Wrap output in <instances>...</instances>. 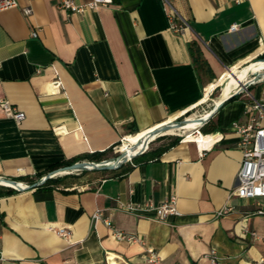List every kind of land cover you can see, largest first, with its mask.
I'll list each match as a JSON object with an SVG mask.
<instances>
[{
	"label": "crops",
	"instance_id": "0c3cea01",
	"mask_svg": "<svg viewBox=\"0 0 264 264\" xmlns=\"http://www.w3.org/2000/svg\"><path fill=\"white\" fill-rule=\"evenodd\" d=\"M171 1L189 24L183 33L170 28L161 0H112L82 13L18 0L0 11V103L26 114L19 125L0 105V179L24 187L8 193L0 184V264H153L147 248L161 264H211V252L224 264L264 258V198L229 199L243 159L232 124L247 121L251 98L264 100V81L212 117L218 130L204 134L206 145L186 139L153 160L28 189L63 162L110 159L122 140L119 152L176 121L264 50V0ZM172 195L179 215L164 221L127 210ZM97 209L111 225L93 222Z\"/></svg>",
	"mask_w": 264,
	"mask_h": 264
},
{
	"label": "built area",
	"instance_id": "2783aa9c",
	"mask_svg": "<svg viewBox=\"0 0 264 264\" xmlns=\"http://www.w3.org/2000/svg\"><path fill=\"white\" fill-rule=\"evenodd\" d=\"M161 1L170 22V28L177 33H183L188 30V22L183 18L172 1ZM57 3L61 8L69 10L72 13H82L86 8L94 9L101 5L111 4L112 0H91L87 5L78 4L76 0H57ZM18 6V0H0V11ZM23 12L25 15H30L32 13V8L30 6L26 7L23 9ZM237 29L238 25L236 24L231 27L233 31ZM33 36H37V33L34 32ZM263 55L264 50L259 53L257 57ZM248 88L249 87L243 90L247 93ZM0 105L5 114L13 118L19 125L25 120V112L13 106L8 100H2ZM245 114L248 116L246 122L236 121L232 124V129L240 138L239 148L241 149L243 159L238 173V186L232 191L229 199L237 197L239 199L257 200L264 198V100L251 98L245 104ZM147 150L148 148L145 152ZM115 152H119L118 147L115 148ZM18 172H20V169ZM176 204L177 197L172 195L159 206H155L152 202H146L138 207L127 206V210L135 213L141 211H154L156 213V219L164 221L170 215H179ZM228 210H231L230 205H227L222 211H219L218 215L221 216ZM259 212L262 213L263 211ZM104 215L105 210L97 209L92 216L93 222L103 221L107 225H111L110 218ZM50 230L61 237H68L71 235V231L66 228L50 227ZM116 235L119 239L131 243L141 241L137 235L128 234L123 231H117ZM252 235L258 236L256 232H252ZM205 258L211 264H224L215 252L209 253ZM147 261L153 264H161V258L152 248H147ZM263 262L264 258H261L259 261H248L243 264H260Z\"/></svg>",
	"mask_w": 264,
	"mask_h": 264
},
{
	"label": "bare ground",
	"instance_id": "6f19581e",
	"mask_svg": "<svg viewBox=\"0 0 264 264\" xmlns=\"http://www.w3.org/2000/svg\"><path fill=\"white\" fill-rule=\"evenodd\" d=\"M251 75H255L256 78L249 79ZM264 77V61L257 60L248 63L241 69L237 71H231L230 75L226 79V81L222 84V91L220 94V97L216 101V105H218L221 101H223L226 98L231 97L235 93H239L242 91V86L244 88V85L248 83L249 81L253 82L257 78H262ZM212 111V110H211ZM211 111L203 114L201 117L194 118L190 117L187 119V122L181 126V127H170L165 131H161L158 134L151 135L153 131H156L155 129L150 132L149 134L139 137L135 142L131 143L127 148H125L122 152L128 153L129 157L144 151L149 142L154 141L158 136L160 135H167L171 134L175 131H181L184 134V139L183 140H190V139H197L202 145H206L210 137L205 136L201 131H199L200 127V118L208 117L212 113ZM176 121H171L161 127H164L166 125H171L175 123ZM161 127H158L156 129L160 130ZM197 131L198 134L196 136L193 135V132ZM216 136V135H215ZM62 174H67V172H57L54 174L55 175H62ZM0 184L8 187L15 188V185L10 183L9 181H6L4 179H0ZM19 185L23 186L22 184L19 183Z\"/></svg>",
	"mask_w": 264,
	"mask_h": 264
},
{
	"label": "water",
	"instance_id": "95a60500",
	"mask_svg": "<svg viewBox=\"0 0 264 264\" xmlns=\"http://www.w3.org/2000/svg\"><path fill=\"white\" fill-rule=\"evenodd\" d=\"M253 59L254 60L264 61V58L257 59V56L254 57ZM246 88L247 87H245V85H244V89H246ZM237 94L238 93H235L231 97L226 98L223 101H221L218 105H215V107L211 111L212 113L210 114V116L204 117V118H200L199 119V122L201 124L200 127L203 124H205L208 120H210L214 115H216L219 112V110L224 106V104L227 101H229L231 98H233L234 96H236ZM186 122H187V119L184 120V121L175 122V123H173L171 125H166L164 127H161L160 130L155 129L156 131H153L151 133V135L158 134L161 131H165V130H167L168 128H170L172 126H174V127H181ZM200 127L198 129L199 131H200ZM135 131L137 133V130H135ZM147 148H149V144H148ZM145 150L144 151H141V152H139V153H137V154H135V155H133L131 157H129V154L128 153L119 152L117 156H115L113 158H110V159H107V160L99 161V162L79 161V162H76V163H74L72 165H68V166H65V167H61V168H59L57 170L52 171L51 173L45 175L43 178H41L36 183L30 185L28 187V189L29 188H34V187H37V186H40V185L44 184L48 179L57 176V175L54 176V174L57 173V172H67V174H69V173H71L73 171H77V170H81V171H109V170H115V169H118L119 167L123 166L124 164L130 162L131 160H133L138 155L143 154L145 152ZM4 180L9 181L10 183L14 184L15 185V188L14 189H16V190L21 191V190L24 189V187H22L21 185H19V183L17 181H15V180H11V179H4Z\"/></svg>",
	"mask_w": 264,
	"mask_h": 264
},
{
	"label": "rangeland",
	"instance_id": "374dc122",
	"mask_svg": "<svg viewBox=\"0 0 264 264\" xmlns=\"http://www.w3.org/2000/svg\"><path fill=\"white\" fill-rule=\"evenodd\" d=\"M261 58H264V55L261 56V57H257V59H261ZM197 65H198V68H199L200 71L203 70V67H202L201 63H198ZM254 77L256 78L255 75H251L249 77V79H252ZM261 81H264V77L257 78L253 82L249 81L248 83L245 84V87H249L248 89H251V92H252L254 90V88H255L254 86L258 85V83H260ZM242 89H244V88H242ZM221 91H222V87L221 86H217L216 89H214L209 94V97H208V99L205 102L200 103L196 107L188 110L183 115L177 117L176 118V122L184 121V120H186V119H188L190 117L198 118V117H201L203 114L211 111L215 107L216 101L220 97ZM245 94H246V92H245V90H243L240 93H238L236 96L240 97V96H244ZM174 137H179L181 140H183L184 139V134L181 131H175V132H173L171 134L160 135L154 141L149 143V149H155V148H158V147H160V146H162L164 144H167ZM123 142H124V140H122L119 143L118 147L120 145H122ZM118 153L119 152H115V149H114V150H112L109 153V156H110V158H113V157L117 156ZM55 170H57V169H55ZM90 174H91V171L87 172V171L77 170V171H73V172H71L69 174L57 175V176H55L53 178L54 179H60L58 182H77L79 179L82 180V177L85 178V180H89V178L92 177V175H90ZM88 175H90V176H88Z\"/></svg>",
	"mask_w": 264,
	"mask_h": 264
},
{
	"label": "trees",
	"instance_id": "16d2710c",
	"mask_svg": "<svg viewBox=\"0 0 264 264\" xmlns=\"http://www.w3.org/2000/svg\"><path fill=\"white\" fill-rule=\"evenodd\" d=\"M197 52V50H195ZM195 52L194 54V50H193V55H194V61L196 64L198 63H201L202 61L200 60V57L199 55ZM212 91H210L208 93V97H209V94L211 93ZM208 97H205L202 99L201 103H203L206 98ZM238 97L237 96H234L233 98H231L229 101H227L224 106L230 102V101H233L235 99H237ZM223 106V107H224ZM221 110V109H220ZM218 130V121L215 119V118H211L210 120H208L205 124H203L201 127H200V131L205 134V135H208V134H212L214 132H216ZM139 132V131H137ZM133 133H136V131H132L131 134ZM181 141V139L179 137H174L171 139V141L167 144H164L158 148H156L155 150L153 151H149V148L146 152H144L143 154L141 155H138L137 157H135L132 161L133 162H138L140 159L144 158L145 161H148V160H153V159H156L158 157L161 156L162 153H164L165 151L169 150L170 148L176 146L177 144H179V142ZM113 149H111L112 151ZM105 156V153H99V154H94V155H91L89 156L88 158L91 160V161H100L102 160V158ZM83 158L81 157H78V158H74L72 160H69V161H66V162H63L61 163L60 165H57L55 167H53L51 170H55V169H58V168H61V167H65V166H68V165H72L76 162H79L80 160H82ZM42 176H40L41 178ZM60 179H54V178H50L48 179L43 185H48V184H55L59 181ZM10 190L8 191V193H11L13 191H15L14 189L12 188H9ZM1 195V193H0Z\"/></svg>",
	"mask_w": 264,
	"mask_h": 264
}]
</instances>
